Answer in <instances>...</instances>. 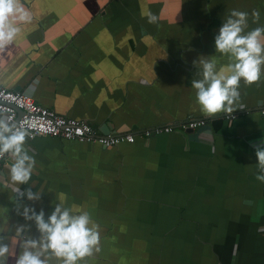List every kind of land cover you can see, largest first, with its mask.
<instances>
[{"label": "crops", "instance_id": "crops-1", "mask_svg": "<svg viewBox=\"0 0 264 264\" xmlns=\"http://www.w3.org/2000/svg\"><path fill=\"white\" fill-rule=\"evenodd\" d=\"M29 14L0 48V85L87 121L99 133L136 134L103 147L46 135L25 137L35 161L23 184L8 153L0 182V264H16L26 241L46 264H63L40 246L34 213L56 207L88 213L99 244L76 264H264V63L241 78L230 107L213 115L196 101L204 63L230 75L231 53L215 38L232 13H246L241 35L264 28V0H18ZM158 17L149 23L148 13ZM254 13H259L255 16ZM264 45V33L260 37ZM264 56V52L261 53ZM207 86V85H206ZM243 109L249 112H242ZM238 113L227 119L226 113ZM206 118L181 129L179 121ZM173 125L140 137L144 129ZM31 194V198H29Z\"/></svg>", "mask_w": 264, "mask_h": 264}, {"label": "clouds", "instance_id": "clouds-1", "mask_svg": "<svg viewBox=\"0 0 264 264\" xmlns=\"http://www.w3.org/2000/svg\"><path fill=\"white\" fill-rule=\"evenodd\" d=\"M19 14L21 21L29 19V14L18 6V0H0V48L10 42L18 28L11 27L9 18ZM238 19H229L215 38L217 50L221 53H231L235 57V63L229 66L230 75H217L214 73V65L204 63V80L193 83L197 89L196 101L202 111L208 115L227 110L233 101L238 97L237 91L241 78L246 83L252 84L260 78V65L264 63V45L260 37L264 28H256L247 35H241L245 22L246 13L233 12ZM259 16V13H254ZM158 17L148 13L149 23H155ZM207 85V86H206ZM7 134V135H6ZM27 131L16 128L3 120H0V155L11 151L16 157L15 163L11 166L12 180L20 184L30 179L34 159L23 151V144ZM258 165L264 170V150L256 151ZM256 179L264 183V176H256ZM31 198V194H29ZM39 231L42 233L40 246L51 252L57 258H63V264H76L78 259L90 255L93 247L99 244V233L96 226L88 227L90 218L88 213L77 216H70L68 210L55 208L48 222L44 220V214H33ZM36 248V241H26L25 250L16 260V264H46V261L39 258L40 253H33L27 248ZM9 248L7 245H0V257L6 259Z\"/></svg>", "mask_w": 264, "mask_h": 264}, {"label": "built area", "instance_id": "built-area-1", "mask_svg": "<svg viewBox=\"0 0 264 264\" xmlns=\"http://www.w3.org/2000/svg\"><path fill=\"white\" fill-rule=\"evenodd\" d=\"M258 113L264 117V105L257 108ZM242 112H249L243 109ZM238 113H226L227 119L237 117ZM0 120L16 128L27 131V136H51L66 140H75L80 143H96L103 147H113L120 143H133L136 134L125 133H99L87 121L64 116L52 109L38 104L30 95L19 90H10L0 85ZM206 118H188L179 121L181 129H194L204 126ZM174 130L173 125L155 126L144 129L140 137H149L153 134L168 133ZM7 135V134H6ZM9 152L0 155V173ZM1 182V174H0ZM262 197L264 199V184L262 185Z\"/></svg>", "mask_w": 264, "mask_h": 264}, {"label": "water", "instance_id": "water-1", "mask_svg": "<svg viewBox=\"0 0 264 264\" xmlns=\"http://www.w3.org/2000/svg\"><path fill=\"white\" fill-rule=\"evenodd\" d=\"M191 130V129H190ZM1 175H4V172H3V170H1V173H0Z\"/></svg>", "mask_w": 264, "mask_h": 264}]
</instances>
